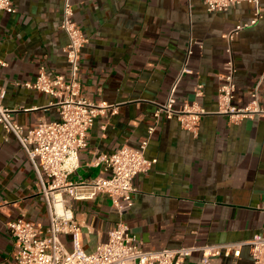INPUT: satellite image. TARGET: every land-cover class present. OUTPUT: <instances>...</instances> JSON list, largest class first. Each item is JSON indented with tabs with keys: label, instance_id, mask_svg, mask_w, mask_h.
Returning <instances> with one entry per match:
<instances>
[{
	"label": "crops",
	"instance_id": "obj_1",
	"mask_svg": "<svg viewBox=\"0 0 264 264\" xmlns=\"http://www.w3.org/2000/svg\"><path fill=\"white\" fill-rule=\"evenodd\" d=\"M14 13L0 10V90L11 119L33 128L39 120L58 117L54 98L26 87L40 66L48 75L66 73L60 27L63 0H11ZM74 19L87 42L79 53L80 94L94 102L116 104L98 116L78 153V167L69 175L85 182L105 174L93 166L99 153L126 145L138 148L154 126L145 149L156 163L132 180V208L122 214L104 193L72 200L86 250L106 241L119 219L130 227L144 249L189 244L246 242L264 235V116L230 121L215 113L217 88L226 57L224 34L252 16L254 5L236 4L226 11H208L202 0H72ZM261 17L241 29L232 41L235 63L233 103H247L256 85L264 107V0ZM174 89V107L195 98L207 111L197 133L183 129L157 104ZM263 76V78H262ZM23 217L46 225L48 212L38 191L33 163L12 134L0 125V263L12 262L14 239L5 223ZM67 246L69 237L62 235ZM198 252L182 264H200ZM210 264H234L232 256L213 257ZM236 264H251L249 247H241Z\"/></svg>",
	"mask_w": 264,
	"mask_h": 264
},
{
	"label": "built area",
	"instance_id": "obj_2",
	"mask_svg": "<svg viewBox=\"0 0 264 264\" xmlns=\"http://www.w3.org/2000/svg\"><path fill=\"white\" fill-rule=\"evenodd\" d=\"M202 1L208 11H226L242 2L254 5L248 21L235 25L224 34L226 57L219 75L215 113L225 115L233 122L264 116V107L258 101V85L247 103L241 106L233 103L236 68L232 41L241 29L254 25L261 17L260 0ZM0 10L14 13L15 7L11 0H0ZM60 27L67 36V43L63 48L67 62L66 73L48 75L44 67L40 66L34 81L23 83L26 87L51 95L55 99L58 117L51 121L39 120L33 128L24 130L22 125L12 121L13 109L2 105L5 90H0V125L13 135L35 166L38 191L45 200L48 212V222L44 226L23 217L5 223L15 247L9 264H182L196 252L200 254V264H210L213 257L221 255H231L236 264L244 244L249 247L251 264H264V235L261 234H254L246 242L193 243L144 249L122 219L110 227L106 241L98 242L92 250L84 248L81 224L75 217L71 201L93 199L98 193H104L120 214L130 210L134 204V176L149 170L156 163V158H147L144 154L154 126L148 127L147 138L138 148L123 145L109 154L96 155L91 164L102 165L105 174L85 182H73L69 179V175L79 165L78 153L86 146L88 131L95 119L107 113L112 114L116 104L94 102L80 94L79 53L87 38L74 19L72 0H63ZM5 65L6 62L0 59V66ZM183 73H191L186 62L165 101L157 104L154 116L157 119L163 112L167 118H175L183 129L196 134L201 117L207 113L195 99L202 95V85L196 84L192 101H185L179 108H175L173 93ZM62 235L69 237L70 246L65 244Z\"/></svg>",
	"mask_w": 264,
	"mask_h": 264
}]
</instances>
